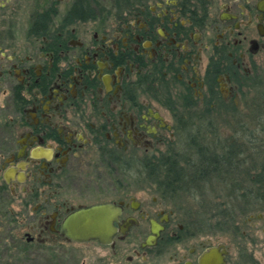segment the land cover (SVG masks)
I'll list each match as a JSON object with an SVG mask.
<instances>
[{"label": "flooded vegetation", "instance_id": "obj_1", "mask_svg": "<svg viewBox=\"0 0 264 264\" xmlns=\"http://www.w3.org/2000/svg\"><path fill=\"white\" fill-rule=\"evenodd\" d=\"M2 1L0 205L34 207L39 237L68 241L71 212L119 207L111 243H79L98 264H261L264 167L249 217L226 181L264 142V0ZM216 173L240 193L215 195ZM204 195L222 200L220 230L189 210Z\"/></svg>", "mask_w": 264, "mask_h": 264}, {"label": "rangeland", "instance_id": "obj_2", "mask_svg": "<svg viewBox=\"0 0 264 264\" xmlns=\"http://www.w3.org/2000/svg\"><path fill=\"white\" fill-rule=\"evenodd\" d=\"M1 2L3 1L1 0ZM248 140L246 142V153L241 159V166L239 159L234 158V156L230 159L231 167L238 169L240 167V170L232 172L235 179L234 185H244L246 191L248 190L247 186H254L260 178V175L255 174V171L259 172L264 167V142L257 140L255 143H250ZM234 145L239 144L231 143L229 146L233 147ZM172 158H175L174 153ZM156 167H161L159 160L156 161ZM222 179L216 176L214 178L213 190L215 195H234L235 189H231L229 192V187H226L228 181L224 186ZM247 193H245L246 196ZM262 193H264V190ZM194 199L188 200V205L189 210L194 211L196 216L198 214L202 220L206 221L215 213L220 218L215 217L212 220L214 229L219 228L220 230L222 228L218 223L226 225L222 215H219L221 199L215 198L214 205L208 203V197H205V195L202 202H200V198ZM96 201L97 199L93 197L87 201V205H91ZM245 203L244 201L239 202V205L248 207ZM256 203H258L256 206L261 204L260 202ZM258 209L257 214L260 212V208ZM39 214L35 213L34 207L24 206L19 200L13 199L11 196L6 199V202L0 208V264H98L99 248L96 244L83 245L71 242L50 232H45L39 237L43 224ZM249 216V213L246 214V217ZM253 221L256 225H264L263 221L257 219ZM200 225L205 227L203 229H206L208 223L205 222ZM28 233L31 234V237H34V241H28ZM222 234L223 231L219 233V236H223ZM261 264H264L262 259Z\"/></svg>", "mask_w": 264, "mask_h": 264}, {"label": "water", "instance_id": "obj_3", "mask_svg": "<svg viewBox=\"0 0 264 264\" xmlns=\"http://www.w3.org/2000/svg\"><path fill=\"white\" fill-rule=\"evenodd\" d=\"M121 209L112 204L93 205L71 212L63 221L61 234L76 243L98 240L112 242L117 228L115 222Z\"/></svg>", "mask_w": 264, "mask_h": 264}, {"label": "trees", "instance_id": "obj_4", "mask_svg": "<svg viewBox=\"0 0 264 264\" xmlns=\"http://www.w3.org/2000/svg\"><path fill=\"white\" fill-rule=\"evenodd\" d=\"M161 166L170 169L166 173V178H165V180H163V183L167 186V190L172 191V190H174V186L177 184V178H176V172H175V169L177 167L176 161H175V159H170V160L168 159V160H165L164 165H161ZM230 174H231V176H229V180L227 183L234 184L235 179L233 177L232 171L230 172ZM215 176L220 178V176L217 175V173L215 174ZM235 193L238 194V193H240V191H238V192L235 191ZM245 193H247V196L244 197V201H246L245 204H246V206H248L247 207V213H249L250 210H253L256 207V205H257L256 202L262 198L257 196L256 192H254L253 189L247 190ZM236 200H239V199L237 198ZM0 208H1V205H0Z\"/></svg>", "mask_w": 264, "mask_h": 264}]
</instances>
